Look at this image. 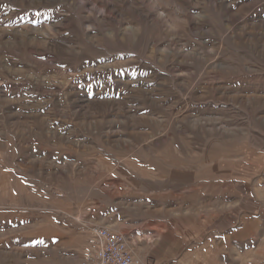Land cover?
<instances>
[{
    "label": "rangeland",
    "instance_id": "374dc122",
    "mask_svg": "<svg viewBox=\"0 0 264 264\" xmlns=\"http://www.w3.org/2000/svg\"><path fill=\"white\" fill-rule=\"evenodd\" d=\"M264 264V0H0V264Z\"/></svg>",
    "mask_w": 264,
    "mask_h": 264
},
{
    "label": "built area",
    "instance_id": "2783aa9c",
    "mask_svg": "<svg viewBox=\"0 0 264 264\" xmlns=\"http://www.w3.org/2000/svg\"><path fill=\"white\" fill-rule=\"evenodd\" d=\"M93 234L99 247L78 264H138L122 235L104 227L95 229Z\"/></svg>",
    "mask_w": 264,
    "mask_h": 264
}]
</instances>
